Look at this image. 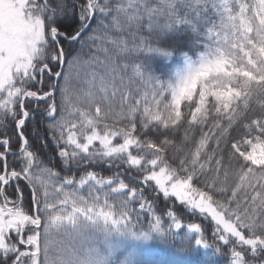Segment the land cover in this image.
Here are the masks:
<instances>
[{
  "label": "snow or ice",
  "instance_id": "obj_1",
  "mask_svg": "<svg viewBox=\"0 0 264 264\" xmlns=\"http://www.w3.org/2000/svg\"><path fill=\"white\" fill-rule=\"evenodd\" d=\"M264 264V0H0V264Z\"/></svg>",
  "mask_w": 264,
  "mask_h": 264
},
{
  "label": "rangeland",
  "instance_id": "obj_2",
  "mask_svg": "<svg viewBox=\"0 0 264 264\" xmlns=\"http://www.w3.org/2000/svg\"><path fill=\"white\" fill-rule=\"evenodd\" d=\"M158 249H160V250H158ZM161 250H162V252H160ZM173 251L174 250L172 248L168 247V246H165V245H157L156 246V253H155V255L152 256V257H150V258L151 259H154V260H158V261H163L161 259V256H160V255H162L165 258V260L163 262L169 260V263H170L171 260L177 258V257H175L173 255ZM216 263H218V264H227V258L225 257L222 261H219V262H216Z\"/></svg>",
  "mask_w": 264,
  "mask_h": 264
},
{
  "label": "trees",
  "instance_id": "obj_3",
  "mask_svg": "<svg viewBox=\"0 0 264 264\" xmlns=\"http://www.w3.org/2000/svg\"><path fill=\"white\" fill-rule=\"evenodd\" d=\"M163 249H164V248H163ZM165 249H166V248H165ZM158 250H160V249H158ZM160 252H162V250H161ZM160 256H161V259L164 261L165 258H164L162 255H160ZM224 258H225L224 256H217V257L215 258V260H216V262H219V261H222ZM176 259H177V258L171 260L170 263H169V260H168V261H165V264H172V262H173L174 260H176ZM216 264H218V263H216Z\"/></svg>",
  "mask_w": 264,
  "mask_h": 264
}]
</instances>
